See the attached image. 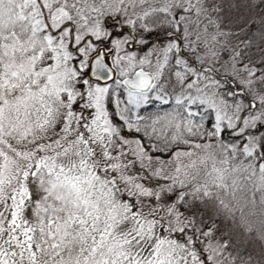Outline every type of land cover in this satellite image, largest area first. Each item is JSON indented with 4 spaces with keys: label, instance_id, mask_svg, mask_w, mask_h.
Returning <instances> with one entry per match:
<instances>
[{
    "label": "snow or ice",
    "instance_id": "obj_1",
    "mask_svg": "<svg viewBox=\"0 0 264 264\" xmlns=\"http://www.w3.org/2000/svg\"><path fill=\"white\" fill-rule=\"evenodd\" d=\"M0 264H264V0H0Z\"/></svg>",
    "mask_w": 264,
    "mask_h": 264
}]
</instances>
